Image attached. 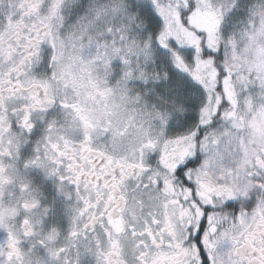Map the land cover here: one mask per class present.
I'll return each mask as SVG.
<instances>
[{"label": "snow or ice", "instance_id": "6c2138e0", "mask_svg": "<svg viewBox=\"0 0 264 264\" xmlns=\"http://www.w3.org/2000/svg\"><path fill=\"white\" fill-rule=\"evenodd\" d=\"M0 264H264V0H0Z\"/></svg>", "mask_w": 264, "mask_h": 264}]
</instances>
